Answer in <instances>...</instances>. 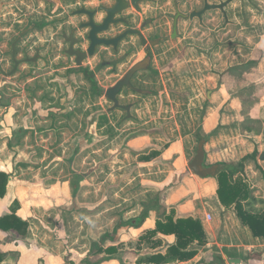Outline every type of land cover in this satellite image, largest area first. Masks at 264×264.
Masks as SVG:
<instances>
[{
  "label": "rangeland",
  "instance_id": "374dc122",
  "mask_svg": "<svg viewBox=\"0 0 264 264\" xmlns=\"http://www.w3.org/2000/svg\"><path fill=\"white\" fill-rule=\"evenodd\" d=\"M22 1L27 12L42 14L47 8L46 0ZM176 1L186 15L203 7L202 0ZM232 1L207 0L225 3L223 10L181 22L179 39L166 46L159 62L160 96L145 100L133 123L124 122V113L108 114L103 96H79L73 90L60 96L45 82L34 92L30 85L19 87L15 74L0 78L5 82L0 104L16 106L15 112L0 110V122L16 124L6 129L9 138L20 128L27 133L3 163L39 189L27 195L38 206L28 209V232L19 235L16 251L10 252L26 259L39 252L38 263L92 264L104 256L100 250L113 247L115 262L109 264H138L137 258L172 245L167 236L157 235L162 246L151 249L149 242H139L143 231L131 225L157 204L174 218L182 215L180 206L197 196L196 185L186 179L199 142L203 167L217 165L218 171L236 166L250 147L239 140L246 139L241 126L258 106V97L245 92L259 68L243 64L259 62L264 53V0ZM11 3L3 25L11 30L6 33L7 73L13 68L10 47L17 31ZM78 85L71 87L77 91ZM9 141L12 149L15 140ZM153 151L157 155L151 160L139 159ZM220 151L225 155L218 160ZM156 217L149 211L151 226ZM8 239H3L4 251L10 250Z\"/></svg>",
  "mask_w": 264,
  "mask_h": 264
},
{
  "label": "flooded vegetation",
  "instance_id": "af4514ba",
  "mask_svg": "<svg viewBox=\"0 0 264 264\" xmlns=\"http://www.w3.org/2000/svg\"><path fill=\"white\" fill-rule=\"evenodd\" d=\"M136 1L135 7L131 0H121L116 9L118 0H46L40 14L27 12L22 0H14L17 31L10 57L19 87L30 85L37 92L45 82L60 96L71 90L79 96H103L110 104L108 114L124 113V122L133 123L137 108L160 96L164 49L179 39L181 22L193 20L176 0ZM109 14L112 21L103 28ZM133 69L114 94V108L106 93ZM75 82L80 84L77 91L71 87Z\"/></svg>",
  "mask_w": 264,
  "mask_h": 264
},
{
  "label": "crops",
  "instance_id": "0c3cea01",
  "mask_svg": "<svg viewBox=\"0 0 264 264\" xmlns=\"http://www.w3.org/2000/svg\"><path fill=\"white\" fill-rule=\"evenodd\" d=\"M11 1L13 0H0V78H4L5 80H7L4 75V73H7L4 67L6 63V33L11 30L9 27H6V25H3L5 24L4 21L6 16L10 14L8 8L12 4ZM234 1L235 0L232 2ZM243 65L244 68L248 67V65H258L259 69H257L258 72L254 79L255 84L248 86L245 93L254 98L258 97L257 101L256 99L254 101V108L258 105L257 109L259 111L256 109V112L252 111L251 114L247 112L249 122L241 126L244 130L243 134L246 135L244 136L246 139H240L239 141L241 143L249 142L250 147L240 159L252 154L254 150L258 152V156L256 159H248L244 162L243 170L241 173L237 174V178H240L242 182L246 184L248 190L247 197L240 202L243 210L250 214L260 215L264 214V159L259 158L262 152H264V103L262 102L264 101V89L262 87L264 86V53L261 55L259 62L254 61L251 62V64L245 63ZM241 67L243 66H239V69H241ZM8 81H10V79ZM3 85H5V82L1 81L0 90ZM259 86L261 87L260 90L257 88ZM5 90H8V88L5 87ZM5 90L3 94L6 93ZM1 95L2 94H0V96ZM0 110H2V114L11 113V111L15 112L16 106L11 103L9 106L8 103L5 105L0 104ZM0 126L2 128L0 131V161L2 162L0 171L9 174L6 194L0 199V216L9 214L10 205L14 201H17L19 204V210L16 212L17 216L28 221L30 217L29 214H27L28 209L34 206L37 207L38 203L28 201L27 195L30 192L38 194L39 189L37 186H33L31 183H27L21 179L20 176H22V173L18 174L17 171L14 172L3 163L11 158L12 152L10 151L17 150L16 145L19 143L21 144V139L27 135V133L22 134L23 131H21L22 128H20L21 125H19V132L17 131V133H14V135L11 136L13 138H9L6 129H11V127L15 128L17 127L16 124L13 125V121H7V123L0 122ZM10 139L12 142L15 140L13 142L15 146L12 149L7 147ZM226 150L228 149H224V151ZM224 151H220L217 154L219 157L218 160H220V156L222 158L225 155ZM15 159L20 161L22 158L17 156ZM234 167L235 166H232V168ZM186 180L196 185L195 189L197 191V196L187 200L185 204L180 206L182 215L179 217L188 216L199 219L206 234V243L200 247H192L197 252V255L192 260L175 264H212V261L207 260L208 258H216L220 264H229L228 260H238V264H264V239L254 237L251 231L241 223L240 219L237 217L234 205L224 207L220 204L216 194L217 181L215 177L200 179L195 175L189 174V178L187 177ZM187 193L190 194L192 192ZM186 210H190V212L186 213ZM207 215L211 217L210 221L206 220ZM154 221L155 219L151 226L150 222L146 219L139 228L140 231L153 229ZM7 236L10 237V239L7 240L10 250L4 251L2 250V242ZM166 238L169 239L170 244L175 243V238L173 236H167ZM19 241H21V239L19 234L15 231L11 230L6 232L0 229V251L5 256L0 264H46V261L38 263L39 258L37 254L39 252H33V254L28 252L30 254L28 259L24 258L21 252H10L12 251L11 249L16 251L14 244ZM23 258L24 260H22ZM56 258L58 261L61 259L59 255H56ZM48 259H50L49 254L47 255V260ZM114 262V260H110L101 264ZM214 262H216V260Z\"/></svg>",
  "mask_w": 264,
  "mask_h": 264
},
{
  "label": "trees",
  "instance_id": "16d2710c",
  "mask_svg": "<svg viewBox=\"0 0 264 264\" xmlns=\"http://www.w3.org/2000/svg\"><path fill=\"white\" fill-rule=\"evenodd\" d=\"M101 120L105 116L100 117ZM157 155V152H149L147 155L139 157L140 160L149 161ZM258 152L253 151L252 154L243 157L238 164L232 168H222L217 172L215 179L217 181L216 194L220 204L224 207L234 205L237 217L241 223L245 225L254 237L264 239V214L254 215L243 210L240 202L248 195L246 184L237 174L241 173L244 162L248 159H256ZM9 174L0 171V199L6 194ZM19 210V204L14 201L9 207V214L0 216V229L2 231H15L20 236H24L28 232L29 223L27 220L21 219L16 212ZM149 211H154L157 216L153 229L144 230L139 236V242H149L151 249H158L162 246V241L157 238L161 236H173L175 243L164 248L163 251L152 252L145 257L137 258L138 264H175L192 260L197 252L192 247H200L206 243V234L201 221L193 217H177L174 218L171 213L166 211L164 206L156 205L141 214L133 229H139L147 219ZM97 250H100L97 249ZM101 252H105L102 258L97 259L92 264H101L113 259L115 248L109 247ZM4 254L0 252V263L4 260Z\"/></svg>",
  "mask_w": 264,
  "mask_h": 264
},
{
  "label": "water",
  "instance_id": "95a60500",
  "mask_svg": "<svg viewBox=\"0 0 264 264\" xmlns=\"http://www.w3.org/2000/svg\"><path fill=\"white\" fill-rule=\"evenodd\" d=\"M131 3L133 6L136 7V0H131ZM225 3H221L219 5H214V4H208L206 1L204 2V5L202 7L201 10L199 11H192L189 14V18L190 19H201L202 15H204L207 11L209 10H214V9H218V10H223ZM122 7V3L121 0H118L117 2V6L116 9H120ZM115 11V10H114ZM112 21V17L111 14H109V16L107 17V19L105 20L104 24H103V28L106 27L109 22ZM128 32H132V31H128ZM125 34L119 36L117 39L113 40L112 43H115L119 38L124 37ZM108 43V42H107ZM14 51H15V41L12 42L11 44V54L12 56H14ZM16 70V65L14 63V66L12 68V70L8 73H4V75L6 77L11 76L12 74L15 73ZM135 70H131L129 72V74L122 80L120 81L113 89H110L107 93H106V97L107 99H109L110 101L114 102V108L117 106V102L114 98V94L116 93V91L121 87L122 83H127L128 77L131 73H133ZM260 159H264V152H262V154L259 156ZM203 161H204V150H203V142H199L196 148V153L195 156L193 157V159L190 161V163L188 164L187 168L188 171L192 174L195 175L199 178H206L208 176L210 177H215L217 172H218V167L217 166H209V167H203ZM229 264H238V260H228Z\"/></svg>",
  "mask_w": 264,
  "mask_h": 264
},
{
  "label": "built area",
  "instance_id": "2783aa9c",
  "mask_svg": "<svg viewBox=\"0 0 264 264\" xmlns=\"http://www.w3.org/2000/svg\"><path fill=\"white\" fill-rule=\"evenodd\" d=\"M211 217L209 215L206 216V220L210 221Z\"/></svg>",
  "mask_w": 264,
  "mask_h": 264
}]
</instances>
